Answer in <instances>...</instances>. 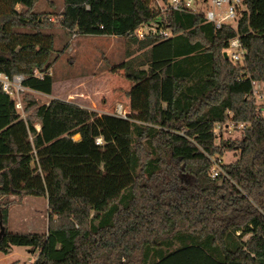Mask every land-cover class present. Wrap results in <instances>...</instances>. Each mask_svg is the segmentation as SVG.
<instances>
[{
    "label": "trees",
    "instance_id": "obj_1",
    "mask_svg": "<svg viewBox=\"0 0 264 264\" xmlns=\"http://www.w3.org/2000/svg\"><path fill=\"white\" fill-rule=\"evenodd\" d=\"M38 1L0 0V74L21 75L23 87L49 96L54 43L44 30L52 24L35 13ZM63 4L69 39L137 46L138 56L128 51L110 68L131 83L130 114L54 99L28 104L24 120L0 89V200L17 199L0 210V253L27 247L37 251L34 264H264V119L248 99L254 82L264 84V0H242L236 30L173 12L171 38L143 41L129 35L164 19L150 0ZM235 37L241 65L222 56ZM228 120L249 125L216 144L214 125ZM225 152L237 159L211 179L210 158ZM26 197L47 200L46 234L7 232L8 208Z\"/></svg>",
    "mask_w": 264,
    "mask_h": 264
},
{
    "label": "rangeland",
    "instance_id": "obj_2",
    "mask_svg": "<svg viewBox=\"0 0 264 264\" xmlns=\"http://www.w3.org/2000/svg\"><path fill=\"white\" fill-rule=\"evenodd\" d=\"M150 3L157 11L165 10L166 0H150ZM63 5V0H39L34 8L35 13L43 14L52 24L44 33L53 36L54 50L48 70L53 78V85L49 96L32 91L20 96L21 118L26 120L31 114L32 109L26 110L31 102L44 105L54 99L73 103L99 115H115L119 106L130 113L126 98L131 85L129 82L125 83L122 71L112 74L110 68L125 62L128 51L133 53V57L138 56L140 53L137 46L123 37L73 36L69 39L67 32L59 25ZM17 10H20V6H17ZM161 14L166 20L168 13L163 11ZM34 127L38 131L39 123L35 122ZM242 132L243 130L236 128H221L217 131L216 144H219V140H238ZM73 139L77 141L79 137L74 136ZM219 158L225 165L237 159L233 152H225ZM16 200L13 197L2 198L0 210L6 203ZM50 215L45 198L26 197L23 202L8 208L7 232L44 235L47 233ZM246 238L244 237L245 240ZM28 251L32 250L27 247H13L9 254L0 253V264H34L35 252Z\"/></svg>",
    "mask_w": 264,
    "mask_h": 264
},
{
    "label": "built area",
    "instance_id": "obj_3",
    "mask_svg": "<svg viewBox=\"0 0 264 264\" xmlns=\"http://www.w3.org/2000/svg\"><path fill=\"white\" fill-rule=\"evenodd\" d=\"M161 9V8H160ZM159 14L163 11L167 13L182 12L194 15H201L206 23H211L216 29L227 26L232 30H236L238 22L242 13V0H166L165 10H158ZM162 15V14H161ZM164 20V19H163ZM152 21L141 24L136 28L129 37L138 41H143L147 37H160L168 39L172 37L171 30L165 27L166 20ZM225 53L227 59L234 65L243 63L244 50L241 48L238 37L229 40L227 47L222 51ZM36 77L42 78V74L35 73ZM24 77L21 75L8 76L0 74V89L7 94L14 102V107L17 111L21 110L20 96L30 91L23 87L22 83ZM248 98L256 104V111L258 115L264 119V84L254 82L252 91ZM130 113L119 106L116 109L115 115L126 119ZM249 125L248 122L235 123L228 120L224 124L216 123L213 132L217 135V131L221 128L229 130L236 128L245 130ZM96 144H102L101 138L96 139ZM211 167L209 169V176L211 179H216L221 173V159L217 156L210 158Z\"/></svg>",
    "mask_w": 264,
    "mask_h": 264
},
{
    "label": "crops",
    "instance_id": "obj_4",
    "mask_svg": "<svg viewBox=\"0 0 264 264\" xmlns=\"http://www.w3.org/2000/svg\"><path fill=\"white\" fill-rule=\"evenodd\" d=\"M125 83L127 84L128 83V81H126L125 80ZM129 84L131 85V83L129 82ZM129 85V86H130ZM130 88H131V86H130ZM130 88H129V91H130ZM128 91V92H129ZM126 102L128 103V105H129V107H130V100H129V97L128 98H126ZM130 109V108H129ZM10 197H12V196H10ZM13 199H16V198H14L13 197ZM25 199V198H24ZM47 201V200H46ZM22 202H23V200H22ZM21 203V202H20ZM12 206V205H11ZM47 209H49L48 208V205H47ZM7 220H8V218H7ZM13 251V247H11L10 249H8V251H7V253H5V254H9V253H11ZM28 252H31V251H28ZM35 255V260H36V258H37V252H35V253H33V256ZM35 263V262H34ZM14 264H16V262H14Z\"/></svg>",
    "mask_w": 264,
    "mask_h": 264
},
{
    "label": "water",
    "instance_id": "obj_5",
    "mask_svg": "<svg viewBox=\"0 0 264 264\" xmlns=\"http://www.w3.org/2000/svg\"><path fill=\"white\" fill-rule=\"evenodd\" d=\"M222 56H223V58H224L225 60H228V59H227V56H226L225 53H223ZM76 136H78V135H76ZM78 137H79V136H78ZM2 232H3V229L1 228V230H0V238H1Z\"/></svg>",
    "mask_w": 264,
    "mask_h": 264
}]
</instances>
